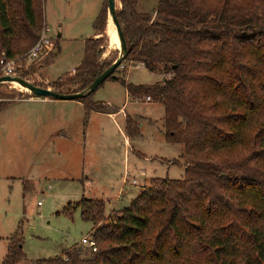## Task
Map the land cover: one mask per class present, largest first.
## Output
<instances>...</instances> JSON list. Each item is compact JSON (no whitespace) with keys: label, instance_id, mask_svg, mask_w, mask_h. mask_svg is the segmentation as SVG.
Here are the masks:
<instances>
[{"label":"trees","instance_id":"obj_1","mask_svg":"<svg viewBox=\"0 0 264 264\" xmlns=\"http://www.w3.org/2000/svg\"><path fill=\"white\" fill-rule=\"evenodd\" d=\"M120 1L129 49L121 67L141 65L164 80L134 86L109 79L134 99L164 105L165 139L184 147V179H152L129 208L109 217L104 201L83 199L77 206L94 225L97 250L88 248L86 258L77 244L35 264H264V0H157L152 11L140 10L141 0ZM104 21L103 11L93 25L101 37L85 42L75 72L49 87L83 92L116 61L102 60ZM44 27V0H0V61L3 53L24 55ZM94 93L77 101L87 113H105ZM140 126L127 116V137ZM9 242L3 264L24 261L20 226Z\"/></svg>","mask_w":264,"mask_h":264},{"label":"rangeland","instance_id":"obj_2","mask_svg":"<svg viewBox=\"0 0 264 264\" xmlns=\"http://www.w3.org/2000/svg\"><path fill=\"white\" fill-rule=\"evenodd\" d=\"M116 3L119 13L122 3ZM107 5L104 0L100 11V0H44L45 25L50 29L48 35L58 44L54 53L58 56L52 66L45 61L42 70H37L34 65L22 77L46 88L70 74L83 61L85 42L95 34L94 22L103 11L108 49L102 60L110 63L118 58L120 50ZM156 6L157 0H141L139 9L152 11ZM60 32L62 38H58ZM115 76L134 86H154L164 80L161 74L140 66L127 72L122 66ZM23 94H28L23 88L4 84L0 87V103L29 98H20ZM131 97L115 79H108L92 97L94 102L102 103L106 113L123 109L125 117L139 120V135L128 137V143L123 114L111 119L88 116L87 112L85 115L83 109L70 111L68 107L45 105V146L37 164L22 155L21 141L14 152L18 156L13 153V157L0 158V264L9 252V238L19 226L25 256L19 264L62 258L77 244L84 247L83 256L90 258L87 245L81 243L90 240L94 225L81 216L77 205L83 199L104 201L106 213L114 209L110 215L114 216L151 187L152 179H184L183 146L168 143L163 133L164 105ZM68 113L71 120L60 132L63 121L57 117ZM64 133L69 138H63ZM174 161L178 163L172 164ZM25 177L27 181H23Z\"/></svg>","mask_w":264,"mask_h":264},{"label":"crops","instance_id":"obj_3","mask_svg":"<svg viewBox=\"0 0 264 264\" xmlns=\"http://www.w3.org/2000/svg\"><path fill=\"white\" fill-rule=\"evenodd\" d=\"M103 1L104 0H100V11L102 8ZM59 35L58 38H62L63 32H60ZM92 37L99 38L100 35L95 32V34L91 36V38ZM56 59L49 66H52L55 63ZM140 67L143 66L140 65ZM77 68L78 67L73 69L71 73L75 72ZM47 88L56 91L55 89L49 86ZM126 95L128 98H130V95L128 94L127 91H126ZM45 105L47 106L51 105L53 107H57V106L68 107V110L70 111H75V110L81 111V109H83L84 114L85 115L87 114L85 106L79 101H58L53 99L37 98L31 96L29 98L16 100L10 103L6 108L0 111V158L9 157V156L13 157V153L19 150L18 142L21 141L22 155L29 156L31 164L33 165L37 164V160L45 146V138H46L45 137V130H46ZM120 114H123L124 115L123 118L126 119L125 114L123 113V109H120L116 113H111V112L100 113V112L92 111L88 113V116L91 115H94L96 117L106 116L111 119H114L117 118ZM57 118L63 121V124L60 125V132L65 131L67 122L71 120V114L68 113L67 115L65 114V116L63 117H57ZM63 138L67 139L69 138V135L67 133H64ZM126 140L128 143L129 142L128 137H126ZM17 154L14 153L15 156H18ZM183 154H184V147H183L182 155ZM183 169H185L184 166ZM5 179H10V181H13L16 180L17 178L5 177ZM23 181H27V178L26 177L23 178ZM113 211L115 210L110 209L106 213V217H109Z\"/></svg>","mask_w":264,"mask_h":264},{"label":"water","instance_id":"obj_4","mask_svg":"<svg viewBox=\"0 0 264 264\" xmlns=\"http://www.w3.org/2000/svg\"><path fill=\"white\" fill-rule=\"evenodd\" d=\"M108 2V19H112V22L115 26L117 37L119 40V57L116 59V61L107 69L105 70L101 75H99L96 80L83 92L75 93V94H62L59 92H56L54 90H51L50 88H43L40 86H36L34 84H31L30 82L26 81L23 78L19 77H10V76H3L0 78V86L4 84H12V83H18L23 88H26L30 90V95L37 98H47V99H53L58 101H77L83 97H86L94 92H96L102 84H104L110 77L116 78L115 71L121 67L122 62L127 57L129 53L127 40L124 35V32L122 30L121 24L118 19V13H117V3L116 0H107ZM60 37V35H59Z\"/></svg>","mask_w":264,"mask_h":264},{"label":"built area","instance_id":"obj_5","mask_svg":"<svg viewBox=\"0 0 264 264\" xmlns=\"http://www.w3.org/2000/svg\"><path fill=\"white\" fill-rule=\"evenodd\" d=\"M49 32L50 29L48 25H45L43 31L39 35L37 43L28 51L26 55L22 57L16 59H8L7 56L3 54L0 61V78L3 76L23 78L22 74L29 73L34 67V65L37 66V70H42L41 68L44 66V62L48 58H50V56L54 54L57 50L55 41L52 39V37L48 35ZM123 68L126 69V67L124 66ZM127 69L129 70L130 68ZM25 80L33 84L28 79ZM46 83L49 84L50 82ZM146 101L152 102L151 97H147ZM81 244H86L87 248H90L93 251L97 250L95 243L91 240H86Z\"/></svg>","mask_w":264,"mask_h":264},{"label":"bare ground","instance_id":"obj_6","mask_svg":"<svg viewBox=\"0 0 264 264\" xmlns=\"http://www.w3.org/2000/svg\"><path fill=\"white\" fill-rule=\"evenodd\" d=\"M112 24H113V22H112V19L110 18V20H109ZM112 28H114L115 29V26H114V24H113V26H112ZM115 31H116V29H115ZM111 33H112V29H111ZM116 36H117V33H116ZM117 41H118V47H120V44H119V40H118V37H117ZM15 86H19L20 88H23L21 85H19L18 83H13ZM25 91H26V93H31L30 92V90H28V89H26V88H23Z\"/></svg>","mask_w":264,"mask_h":264}]
</instances>
